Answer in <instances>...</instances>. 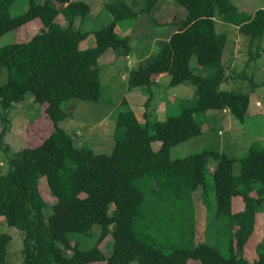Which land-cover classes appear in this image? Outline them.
Listing matches in <instances>:
<instances>
[{"label": "trees", "instance_id": "trees-1", "mask_svg": "<svg viewBox=\"0 0 264 264\" xmlns=\"http://www.w3.org/2000/svg\"><path fill=\"white\" fill-rule=\"evenodd\" d=\"M15 1L0 0V37L37 18L43 23L28 41L0 46V76L4 68L8 71L7 80L0 82V216L23 231V264H189L193 259L200 264H264V244H258L253 262L244 255L255 215L264 207V195L254 194L257 182H262L257 189L264 190V145L252 146L243 157L211 147L171 157L173 146L205 131L199 116L210 110H225L244 122L250 95L221 85L242 78L256 85L247 69L261 55L264 9L250 15L232 0H174L186 8V15L172 21L178 28L162 38L155 56L131 69L127 77L128 91L144 87L149 92L145 121L132 108L120 111L113 148L106 153L83 145L87 142L77 131L73 135L60 126L74 112V104L65 108L64 103L102 99L100 58L109 49L116 58L132 55L129 36L118 33L116 27L121 20L138 18L139 12L126 0H106L112 22L94 31L95 45L82 48L81 42L93 31L77 27L76 20L91 12L90 3L29 0L25 11L12 15ZM163 1L147 0L142 12L155 8L159 15L156 8ZM160 19L161 14L156 22L162 31L170 22L158 23ZM218 21L237 26L240 34L249 37L248 59L240 71L225 59L229 36L218 30ZM193 58L209 72L194 71ZM161 74L170 75L171 86L192 84L194 97L180 114L151 120L150 92ZM29 95L46 106L52 130L39 144L15 149L7 141L12 111ZM121 102L127 105L126 97ZM156 141H161L157 150ZM212 159L215 164H210ZM236 163L240 164L237 172ZM211 167L216 168L211 171L217 178L214 182L208 179ZM42 177L56 198L52 205L41 192ZM201 187L200 199L207 196L206 189H215L216 216L229 237V256L218 246L194 240L195 194ZM238 196L249 204L234 212L233 198ZM164 219L171 225L180 222L181 232L185 231L178 247L171 243L169 250ZM96 224L101 225L97 244L83 248L81 242L86 244V239L74 241V235H93ZM110 234L113 243L105 252L99 244ZM11 241L9 233L0 232V264H8Z\"/></svg>", "mask_w": 264, "mask_h": 264}, {"label": "rangeland", "instance_id": "rangeland-1", "mask_svg": "<svg viewBox=\"0 0 264 264\" xmlns=\"http://www.w3.org/2000/svg\"><path fill=\"white\" fill-rule=\"evenodd\" d=\"M84 1L91 4L92 10L86 17L77 19L76 26L82 30L93 31L81 42V47L87 48L95 45L94 31L110 24L113 20V15L105 7L106 0ZM126 1L139 12V16L136 19L121 20L116 30L122 35L129 36L134 50L132 55L129 58H116L112 49L106 51L100 58V65L103 66L101 69L104 88L102 99L98 102L80 99L66 101L64 103L65 108H70L71 104L75 105L71 107L74 111L73 116L60 122V126L66 128L70 133L73 134L77 131L80 134L81 140H86L84 142H87L83 145H89L98 152H111L114 144L117 116L120 111L128 107L132 108L135 110L138 118L143 122L145 121V102L149 92L147 93L144 87H135L128 91L126 87L128 74L131 69L141 63H145L149 58L157 54L162 38L171 35L178 28L176 21L174 23L172 21L175 18L177 20L182 19L187 13L186 8L174 0H164L161 2L156 8L157 10L160 9L159 15L161 14V19L158 23L170 22V25L163 26L161 31L157 26L156 20L159 15L156 13L155 8L151 11L142 12V9L147 6V0ZM28 2L29 0H16L11 7L12 15H18L25 11L28 8ZM232 2L250 15L254 13L256 8L264 9V0H232ZM42 26V21L37 18L15 30L7 32L0 37V46L7 43L28 41ZM217 28L219 31L227 32L229 36V45L225 51V59L228 61V65L233 63L230 66L232 69L242 70L248 59L249 37L240 34L237 26L222 21L217 22ZM161 32H165V36ZM254 50H257L255 46ZM233 53H238V57H235ZM192 67L196 72H209V69H201L195 58L192 60ZM247 74L254 78L256 82L255 86L252 85L249 79L244 78L230 80V82H224L221 85L222 89L246 92L250 95V105L244 122L239 121L230 112L210 110L199 116L204 120L205 131L198 136L173 146L171 149L172 158L184 157L210 147L219 149L221 152L232 157H243L252 146L264 145V37L261 41V55L251 62L250 68L247 69ZM7 75L8 71L4 68L0 76V82H5ZM170 78L169 74L165 78L161 77L160 81L152 87V92H150L152 93V101L149 108L151 120L156 118L165 120L170 115L180 114L184 106L194 97L195 87L192 84L171 86ZM124 97H126L127 105L121 102ZM258 101L262 102L261 106L257 105ZM45 107L44 104L35 102L32 95H29L25 101L16 104L12 111V128L7 136V141L13 148L19 149L24 146H35L49 135L52 130V122L45 113ZM1 130L2 123L0 120ZM153 146L156 150L159 149L161 141L154 142ZM0 160L3 162L1 150ZM215 163L214 159L210 161V164ZM2 165L4 170H6L7 164L3 163ZM216 168L211 167L208 169V179H211L213 182L217 181V178L211 176V171H216ZM239 169L240 164L236 163V172ZM40 181V189L43 196L50 205L54 204L56 198L50 192L46 177H42ZM258 183L262 182H257L254 194L258 196L264 195V190L257 189ZM196 192H198L195 194L197 200L195 199V209L193 212L195 216L193 226L195 242H206L218 246L225 256H229V237L223 234L222 227L224 224L216 216L217 198L215 189L213 187H210L209 190L206 189L207 196L203 195L201 199L198 197L204 192V188L201 187ZM233 203L234 212L246 208L249 204L241 196L233 198ZM114 207L112 204L111 212ZM256 214L254 218V232L245 246L246 250H244L246 258L251 262L257 258L258 244H264V207L261 212ZM179 223L171 225L169 220L167 223L166 219H164L163 228L171 240L170 246L166 248L168 250L171 248V243L178 247V242L182 235L185 234V231L181 232V224ZM0 232H7L12 236L9 246L8 264H23V231L9 225L5 217L0 216ZM100 232L101 225L96 224L93 228V235L84 236L78 234L74 235L73 239L74 241L76 239H86V244L81 242L82 247H91L97 244ZM160 235L162 240L167 242L164 238L166 234L161 233ZM112 243L113 236L110 234L99 246L105 252H108L111 249ZM189 264L200 263L193 259Z\"/></svg>", "mask_w": 264, "mask_h": 264}, {"label": "crops", "instance_id": "crops-1", "mask_svg": "<svg viewBox=\"0 0 264 264\" xmlns=\"http://www.w3.org/2000/svg\"><path fill=\"white\" fill-rule=\"evenodd\" d=\"M257 9H258V8L255 9V11H254V13H253L252 15L255 14V12L257 11ZM233 55H234L235 57H238V53L233 54ZM101 57H102V56H101ZM100 61H101V60H100ZM231 65H233V63H231ZM231 65H230V66H231ZM161 77L165 78V77H167V74H161L160 76L157 77V80L160 81V78H161ZM138 88H139V87H138ZM224 111H225V110H224ZM225 112H227V111H225ZM234 198H236V197H234ZM233 205H234V203H233ZM233 209H234V206H233ZM243 209H244V208H243ZM249 240H250V239H249ZM245 250H246V249H245ZM244 255H245V252H244Z\"/></svg>", "mask_w": 264, "mask_h": 264}, {"label": "built area", "instance_id": "built-area-1", "mask_svg": "<svg viewBox=\"0 0 264 264\" xmlns=\"http://www.w3.org/2000/svg\"><path fill=\"white\" fill-rule=\"evenodd\" d=\"M257 105H260V106H261V105H262V103H261L260 101H258V102H257Z\"/></svg>", "mask_w": 264, "mask_h": 264}]
</instances>
